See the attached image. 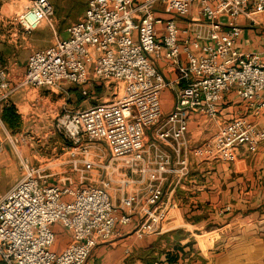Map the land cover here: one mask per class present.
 I'll list each match as a JSON object with an SVG mask.
<instances>
[{"label": "built area", "instance_id": "2783aa9c", "mask_svg": "<svg viewBox=\"0 0 264 264\" xmlns=\"http://www.w3.org/2000/svg\"><path fill=\"white\" fill-rule=\"evenodd\" d=\"M52 1L29 0L18 15L26 29L48 24L55 39L28 54L24 75L14 84L0 57V108L23 86L62 92L68 84H76L86 96L98 79L118 82L114 100L84 108L64 103L55 116L57 128L72 142L70 154H80L79 172L97 165L107 177L99 185L67 179L47 183L40 166L19 155L21 176L0 196L3 264H84L99 239L109 238L116 224H129L134 216L139 219L134 229L137 237L161 233L176 205L163 198V183L169 175L176 182L187 175L191 155L232 161L241 147L255 151L264 140V127L244 115L218 119V103L231 89L248 100L255 113L264 107V61L258 53L235 47L241 32L236 19L264 12V0H88L84 14L66 27L65 37L57 35ZM157 3L179 15H187L197 3L206 25L197 28L194 40L183 42L174 18L155 15ZM200 40L205 41L199 44ZM181 52L186 61L177 65L175 80L184 84L160 123V96L169 82L149 55L176 62ZM194 115L213 121L215 127L202 142L191 145L186 136ZM150 126H157L155 135L172 152L154 143L146 145L145 128ZM6 137L14 142L11 133ZM22 141L27 143L26 138ZM100 144L110 160L96 164L91 148L101 150ZM114 175H118V205L110 195ZM56 222L70 232L60 251L52 248ZM153 264L165 263L155 260Z\"/></svg>", "mask_w": 264, "mask_h": 264}, {"label": "crops", "instance_id": "0c3cea01", "mask_svg": "<svg viewBox=\"0 0 264 264\" xmlns=\"http://www.w3.org/2000/svg\"><path fill=\"white\" fill-rule=\"evenodd\" d=\"M28 1H0V57L11 71V84L22 79L28 54L50 46L55 39L53 30L45 31L41 29V24L26 29L19 22L18 15L23 12ZM71 1L73 0H53L52 3L53 6L66 8ZM155 15L174 18L179 28V38L183 42L185 39L194 40L197 28L206 25L197 3L192 5L187 15L168 11L157 3ZM53 19L56 24L57 17ZM221 19L226 21L225 17ZM71 22L58 32L56 30L59 37L66 36V27ZM8 23L15 24L11 33V29L7 28ZM236 23L241 32L235 47L243 52L258 53L264 61V12L251 16L241 15ZM8 36L11 38L7 39ZM39 37H44L45 42L37 41ZM204 41L200 40L199 44ZM24 48L28 50L22 58L20 50ZM191 48L199 50L197 46ZM149 58L165 81L169 82L160 96L161 123L174 107L177 89L184 84L183 80L177 82L175 79L178 76L177 65L184 63L186 59L184 52L178 55L176 62L152 55ZM79 88L81 87L76 84H68L65 91L49 92L43 87H19L0 108V142L3 145L0 151V196L21 176L19 155L29 157L31 163L33 159H44L36 150L16 139V134L11 133L15 137L14 142H11L6 133L14 132L33 121L36 125H50L55 119L57 108L61 109L64 103L72 108H84L100 102L101 86H89L86 96L81 93L76 98L75 93L76 90L80 91ZM8 106H12L15 112L11 123L3 117L4 109ZM237 115H244L257 126L264 127V107L255 113L248 100L231 89L218 103V119L227 121ZM156 127L145 128L146 145L154 143L172 152L171 147L155 135ZM214 127L213 121L194 115L188 123L186 137L189 144L202 142ZM60 147L64 151L59 159L68 157L61 162L68 163L69 166L63 169V173H66L63 180L46 174L47 183H60L67 179L65 182L99 185L100 179L107 177L104 171L79 172L78 169L83 167L79 161L80 154H70V147L67 145L62 144ZM149 148L152 152L153 147ZM75 160L78 162L73 165ZM189 162L190 170L187 175L178 182L175 176L169 175L163 183V198L176 205L171 208L170 220L161 233L137 237L134 229L139 219L134 216L129 224H116L109 238L99 239L84 264H153L155 260H161L165 264H264V140L259 142L255 151L241 147L236 159L232 161L203 160L191 155ZM117 179L118 175H114L110 183V195L118 205L120 191L117 189ZM52 228L56 234L52 248L60 251L69 241L70 232L58 222Z\"/></svg>", "mask_w": 264, "mask_h": 264}, {"label": "rangeland", "instance_id": "374dc122", "mask_svg": "<svg viewBox=\"0 0 264 264\" xmlns=\"http://www.w3.org/2000/svg\"><path fill=\"white\" fill-rule=\"evenodd\" d=\"M86 5V0H73L71 1L70 6L66 8L60 5H54L53 17H57V22L55 24L57 32L63 29V27H65L69 22L75 21L82 14ZM7 25V28L11 29L9 33L13 32V27L15 26V24L8 23ZM41 25H43L41 29H44L45 31L50 32L52 30L48 24L42 23ZM8 38L10 39L11 37L8 36L7 39ZM43 38L44 37H39L37 41L45 42V39ZM26 50L28 49L24 48L20 50L22 58L25 56L24 52H27ZM95 84L101 86L102 88V94L99 99L100 102L114 100L119 93L118 90L120 84H118V82L116 81H105L98 79L96 80ZM79 89L80 91L76 90V98H78L82 93L81 88ZM47 91L50 92V90ZM59 112L60 108H57V114ZM10 133L16 134V139H18L19 141H22L23 138H26L27 143H24L27 145L26 147L33 148L42 157H44V159H33V164H35L36 166H40V168L42 169V174H51V178H62V180L64 179V175L66 173H63V169H67L69 165L68 163L61 162L64 159H68V157L59 159L61 152L64 151L60 146L62 144L70 146L72 142L62 133V131L57 128L55 119L50 125L43 126L42 124L36 125L33 121L32 123H28V125L26 126L20 127V129H16V131L14 132L10 131ZM12 136L13 138H15L14 135ZM100 146L101 150H98L96 147H92L91 149L92 160L96 164L101 160V163H106L110 160L108 150L106 149L104 144H100ZM115 163L116 161L113 160L112 164ZM84 172H102V170L97 165H93L91 169Z\"/></svg>", "mask_w": 264, "mask_h": 264}, {"label": "trees", "instance_id": "16d2710c", "mask_svg": "<svg viewBox=\"0 0 264 264\" xmlns=\"http://www.w3.org/2000/svg\"><path fill=\"white\" fill-rule=\"evenodd\" d=\"M13 116H15L14 108L12 106L6 107L3 112V117L5 118V120H9V122L11 123Z\"/></svg>", "mask_w": 264, "mask_h": 264}]
</instances>
